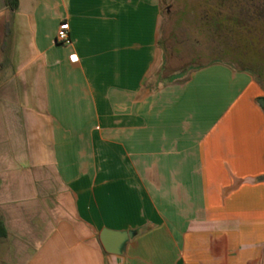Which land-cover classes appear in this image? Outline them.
I'll return each instance as SVG.
<instances>
[{
	"label": "crops",
	"instance_id": "obj_1",
	"mask_svg": "<svg viewBox=\"0 0 264 264\" xmlns=\"http://www.w3.org/2000/svg\"><path fill=\"white\" fill-rule=\"evenodd\" d=\"M161 19L0 0V264H264V93L222 64L162 75ZM105 229L133 234L108 253Z\"/></svg>",
	"mask_w": 264,
	"mask_h": 264
},
{
	"label": "rangeland",
	"instance_id": "obj_2",
	"mask_svg": "<svg viewBox=\"0 0 264 264\" xmlns=\"http://www.w3.org/2000/svg\"><path fill=\"white\" fill-rule=\"evenodd\" d=\"M160 7L162 75L184 78L222 64L251 76L264 93V0H160Z\"/></svg>",
	"mask_w": 264,
	"mask_h": 264
},
{
	"label": "water",
	"instance_id": "obj_3",
	"mask_svg": "<svg viewBox=\"0 0 264 264\" xmlns=\"http://www.w3.org/2000/svg\"><path fill=\"white\" fill-rule=\"evenodd\" d=\"M260 106L264 109V98L258 100ZM130 231H110L102 230L100 240L102 247L108 253H120L124 249L126 240L132 236Z\"/></svg>",
	"mask_w": 264,
	"mask_h": 264
},
{
	"label": "built area",
	"instance_id": "obj_4",
	"mask_svg": "<svg viewBox=\"0 0 264 264\" xmlns=\"http://www.w3.org/2000/svg\"><path fill=\"white\" fill-rule=\"evenodd\" d=\"M55 42L60 45H70L71 38L68 30V25L66 21H62L56 31ZM75 59L73 62H76Z\"/></svg>",
	"mask_w": 264,
	"mask_h": 264
},
{
	"label": "trees",
	"instance_id": "obj_5",
	"mask_svg": "<svg viewBox=\"0 0 264 264\" xmlns=\"http://www.w3.org/2000/svg\"><path fill=\"white\" fill-rule=\"evenodd\" d=\"M7 3L9 5V7H11V8H13L15 6V0H7Z\"/></svg>",
	"mask_w": 264,
	"mask_h": 264
}]
</instances>
